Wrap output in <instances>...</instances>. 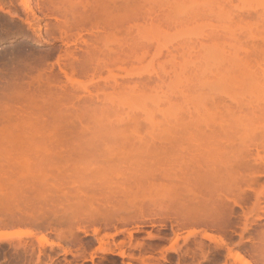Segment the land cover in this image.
Masks as SVG:
<instances>
[{
	"label": "rangeland",
	"instance_id": "374dc122",
	"mask_svg": "<svg viewBox=\"0 0 264 264\" xmlns=\"http://www.w3.org/2000/svg\"><path fill=\"white\" fill-rule=\"evenodd\" d=\"M100 1L0 0V264H264V0Z\"/></svg>",
	"mask_w": 264,
	"mask_h": 264
},
{
	"label": "bare ground",
	"instance_id": "6f19581e",
	"mask_svg": "<svg viewBox=\"0 0 264 264\" xmlns=\"http://www.w3.org/2000/svg\"><path fill=\"white\" fill-rule=\"evenodd\" d=\"M58 1H59V0H58ZM70 1H71V0H70ZM73 1H74V0H73ZM98 1H99V0H98ZM101 1H102V0H101ZM101 1H100V2H101ZM108 1H110V3H112V4L115 3V1H114V2H112L111 0H108ZM120 1H121V0H120ZM141 1L143 2V3H141L142 6L144 5V3H146V6L148 5V4H147V3H148V0H141ZM145 1H146V2H145ZM103 2H104V0H103ZM103 2H101V3H103ZM116 2H117V1H116ZM118 2H119V1H118ZM121 2H123V0H122ZM125 2H126V0H125ZM128 2H129V0H128ZM128 2H127V8H128V9H129V8L131 9V7L128 6V5H131V2H130V4H128ZM101 3H99V4H101ZM112 4H111V5H112ZM113 5H114V4H113ZM113 5H112V6H113ZM105 6H106V5H105ZM115 6H116V5H115ZM120 6H121V5H119V7H120ZM99 7H100V5H97V12L100 13V12L103 11V13H104V12H105V11H104V8L102 9L103 6H101L100 9L98 10ZM107 7H108V6H107ZM109 8H110V5H109ZM111 8H112V7H111ZM120 8L123 9V7H120ZM124 8L126 9V6H125ZM140 8L142 9L141 12H145L146 10H149V9H147V8L145 9V7L142 8L141 6H140ZM140 8H139V9H140ZM115 9L117 10V8H115ZM118 9H119V8H118ZM122 9H121V10L119 9L120 12L122 11ZM130 9H129V10H130ZM143 9H145V11H143ZM100 10H101V11H100ZM111 10H112V9H111ZM116 10H115V11H116ZM119 10L117 11L118 13H120ZM99 11H100V12H99ZM124 11H126V10H124ZM109 12H110V10H109ZM109 12H108V13H109ZM113 12H114V11L112 10V11L110 12V14L113 13ZM126 12H127V13H126ZM126 12H125V14H129V13H128L129 11H126ZM114 13H115V12H114ZM100 14L102 15V13H100ZM100 14H98V18H99V17H102ZM106 14H107V12H105L104 15H103V17H102V18L104 19V22H106L105 19L107 20V19L109 18V21H110V19H112V16H111L112 14L110 15L111 17H109V14H108V15H106ZM115 14H116V13H115ZM120 14H121V13H120ZM122 14H124V13H122ZM122 14H121L122 17H121V16H120V17H121V19H124V20H125V19L127 18V17H126L127 15H124V16H123ZM99 15H100V16H99ZM105 15H106V17H107V16H108V17H107V18H104ZM116 16L118 17L119 14H117ZM116 16H115V17H116ZM120 17H118L119 20H120ZM113 18H114V17H113ZM118 18H114V19L117 20ZM95 19H96V17H95ZM97 20L100 21V20H102V19H97ZM112 20H113V19H112ZM112 20H111V21H112ZM115 20H113V21H115ZM119 20H118V21H119ZM102 21H103V20H102ZM119 22H123V20H120ZM92 35H94L93 32H92ZM92 37H93V36H92ZM94 38H95V37H94ZM94 38H93V39H94ZM96 39H98V37L95 38V40H96ZM24 235H25V234H22V233H19V234H18V233H15V234H14V233H0V242H3V241H12L13 239L19 240V239H21L22 237H24ZM203 237H204V239H206V240H208V239H209V240H212L209 234L206 235V233H204V234H203ZM203 237H202V238H203ZM235 256H236V258H235L236 260L234 259L235 261L239 260V261H241V262H242V261L244 262V260H243L242 258H239L238 255H235ZM237 256H238V257H237ZM245 264H246V262H245Z\"/></svg>",
	"mask_w": 264,
	"mask_h": 264
}]
</instances>
